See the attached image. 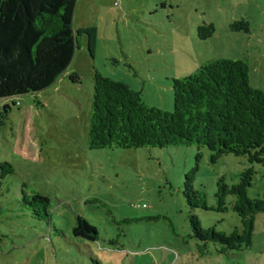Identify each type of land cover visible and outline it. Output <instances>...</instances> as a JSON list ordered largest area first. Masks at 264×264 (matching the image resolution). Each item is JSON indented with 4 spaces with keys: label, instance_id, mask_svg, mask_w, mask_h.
<instances>
[{
    "label": "rangeland",
    "instance_id": "rangeland-1",
    "mask_svg": "<svg viewBox=\"0 0 264 264\" xmlns=\"http://www.w3.org/2000/svg\"><path fill=\"white\" fill-rule=\"evenodd\" d=\"M239 19L248 32L230 29ZM203 23L215 27L207 39L198 36ZM73 25L97 28L93 55L82 35L50 86L0 98L6 110L0 163L14 169L0 176V264H264V213L255 216L248 249L219 255L209 243L200 255L199 242L188 236L184 174L196 169L194 187L214 204L217 179L237 182L250 166L245 157L229 153L212 162L210 151L194 144L90 149L87 143L96 69L166 111L173 110L172 79L217 58L245 59L250 85L264 90V0H77ZM74 72L79 82L71 81ZM253 166L250 198L264 193V164ZM34 193L49 198V221L23 202V194ZM192 212L204 228L230 232L241 225L230 206ZM77 215L97 228L96 241L72 233Z\"/></svg>",
    "mask_w": 264,
    "mask_h": 264
},
{
    "label": "trees",
    "instance_id": "trees-1",
    "mask_svg": "<svg viewBox=\"0 0 264 264\" xmlns=\"http://www.w3.org/2000/svg\"><path fill=\"white\" fill-rule=\"evenodd\" d=\"M77 0H0V98L19 97L50 86L71 62L79 37L86 36L92 56L97 28H74ZM232 31L248 32L244 19L230 24ZM198 36L207 39L215 31L212 23L197 27ZM79 82L77 73L70 75ZM173 110L147 105L141 91L122 81L93 71V95L87 143L90 149L166 147L196 145L210 151L215 162L222 155L246 158L238 181L228 183L224 176L216 181L214 204H209L203 188H195L196 169L184 174L182 193L189 208V237L199 243L200 255L208 253L209 243L216 254L248 249L252 245L255 216L264 213V193L255 198L247 194L256 170L264 164V90L252 87L245 59L217 58L199 64L196 71L172 79ZM6 110L0 109V129ZM1 177L13 174V166L0 163ZM234 199L228 202L227 197ZM31 213L50 220L47 196L23 194ZM229 206L240 219L230 232L202 227L196 208L225 212ZM72 233L96 241L97 228L81 215L76 216Z\"/></svg>",
    "mask_w": 264,
    "mask_h": 264
},
{
    "label": "water",
    "instance_id": "water-1",
    "mask_svg": "<svg viewBox=\"0 0 264 264\" xmlns=\"http://www.w3.org/2000/svg\"><path fill=\"white\" fill-rule=\"evenodd\" d=\"M6 107V106H5ZM3 109H5V108H3Z\"/></svg>",
    "mask_w": 264,
    "mask_h": 264
},
{
    "label": "crops",
    "instance_id": "crops-1",
    "mask_svg": "<svg viewBox=\"0 0 264 264\" xmlns=\"http://www.w3.org/2000/svg\"><path fill=\"white\" fill-rule=\"evenodd\" d=\"M228 254V253H227ZM236 261V260H235Z\"/></svg>",
    "mask_w": 264,
    "mask_h": 264
}]
</instances>
